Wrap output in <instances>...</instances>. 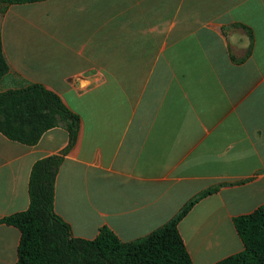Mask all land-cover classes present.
<instances>
[{
    "label": "crops",
    "instance_id": "1",
    "mask_svg": "<svg viewBox=\"0 0 264 264\" xmlns=\"http://www.w3.org/2000/svg\"><path fill=\"white\" fill-rule=\"evenodd\" d=\"M9 73L80 117L55 181L77 238H143L212 188L178 224L193 264L243 249L233 218L264 206V0H44L0 10ZM62 126L33 146L0 133V220L29 205L33 164L68 147ZM19 231L0 223V264Z\"/></svg>",
    "mask_w": 264,
    "mask_h": 264
},
{
    "label": "trees",
    "instance_id": "2",
    "mask_svg": "<svg viewBox=\"0 0 264 264\" xmlns=\"http://www.w3.org/2000/svg\"><path fill=\"white\" fill-rule=\"evenodd\" d=\"M44 0H0L26 4ZM0 38V80L9 71ZM80 117L58 95L40 84L0 91V133L11 141L35 145L49 129L62 126L68 147L60 154L36 161L28 181L27 210L4 217L0 223L20 233L16 264H193L178 232L179 222L212 188L189 200L168 222L147 236L122 242L107 227L91 240L72 235L70 226L55 212V181L68 148L76 140ZM243 250L215 264H264V206L233 218Z\"/></svg>",
    "mask_w": 264,
    "mask_h": 264
},
{
    "label": "rangeland",
    "instance_id": "3",
    "mask_svg": "<svg viewBox=\"0 0 264 264\" xmlns=\"http://www.w3.org/2000/svg\"><path fill=\"white\" fill-rule=\"evenodd\" d=\"M3 6H5V4H2V3H1V4H0V10L2 9ZM0 13H1V12H0ZM8 73H9V71H8L4 76H6ZM4 76H3V77H4Z\"/></svg>",
    "mask_w": 264,
    "mask_h": 264
}]
</instances>
